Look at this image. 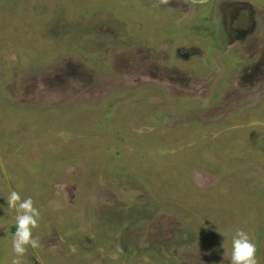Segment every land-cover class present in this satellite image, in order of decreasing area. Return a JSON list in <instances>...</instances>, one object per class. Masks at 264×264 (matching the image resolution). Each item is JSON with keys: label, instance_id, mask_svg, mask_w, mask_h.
Wrapping results in <instances>:
<instances>
[{"label": "rangeland", "instance_id": "1", "mask_svg": "<svg viewBox=\"0 0 264 264\" xmlns=\"http://www.w3.org/2000/svg\"><path fill=\"white\" fill-rule=\"evenodd\" d=\"M204 1L0 0V264L12 191L40 211L22 264H230L237 228L264 264V25L214 37Z\"/></svg>", "mask_w": 264, "mask_h": 264}, {"label": "flooded vegetation", "instance_id": "2", "mask_svg": "<svg viewBox=\"0 0 264 264\" xmlns=\"http://www.w3.org/2000/svg\"><path fill=\"white\" fill-rule=\"evenodd\" d=\"M206 1L208 3L209 0H205L203 3ZM216 1L217 0H211V5L214 10H211L210 12L206 11L207 14H202L201 19L202 23H215L218 30H215L216 32L213 34L214 37L220 35L223 36L222 38L225 41L241 42L243 41L241 39H244L246 35H250L252 33L258 20H260L259 22L262 25H264V9L260 8L261 6L264 7V0H221L220 3H217ZM201 5L205 6V4ZM122 24L123 27H126L125 23L122 22ZM114 26L115 24L107 29V35L110 39L111 37L115 38L117 30H119L118 27L117 29H114ZM259 27L262 29L261 25H259ZM210 34L212 35V32ZM253 41L259 42V39L256 37ZM114 46H117V42L106 43L104 55H102L101 60L99 59L98 61L99 63H101V61H105L110 74L115 71L118 64H122L126 61L125 59L130 56L131 51L125 44L120 45V51H122V53H118L113 59L114 51L116 50ZM192 49L193 48L190 47L188 51ZM253 50H255V52H253ZM253 50L249 51L248 59L247 56L242 58L243 62H250L248 64V68L242 69V75L239 76V86L244 90H249V88L254 85V82L264 73V48L261 50V48L253 47ZM192 53L193 52H189L188 55H191ZM188 55L176 54V56L179 57V60L182 61L187 60L185 57ZM112 60L114 61L113 63L111 62ZM114 64L115 66H113ZM238 71L241 70L238 69ZM130 75L133 74L130 72ZM136 75L137 74H134V76Z\"/></svg>", "mask_w": 264, "mask_h": 264}, {"label": "clouds", "instance_id": "3", "mask_svg": "<svg viewBox=\"0 0 264 264\" xmlns=\"http://www.w3.org/2000/svg\"><path fill=\"white\" fill-rule=\"evenodd\" d=\"M169 2L170 0H157L155 6L167 5ZM6 203L9 209L16 212V231L12 238L14 256L11 264H22V257L29 246L32 249L41 247L39 238H34L32 234L33 229L39 227L40 211L34 206L31 197L22 199L16 191L10 192ZM230 264H259L256 244L248 233L240 228L235 229L231 237Z\"/></svg>", "mask_w": 264, "mask_h": 264}]
</instances>
